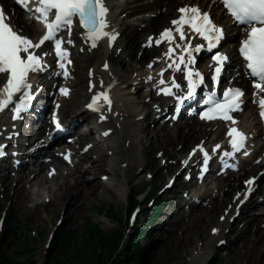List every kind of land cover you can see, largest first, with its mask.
Wrapping results in <instances>:
<instances>
[{"label": "bare ground", "instance_id": "bare-ground-1", "mask_svg": "<svg viewBox=\"0 0 264 264\" xmlns=\"http://www.w3.org/2000/svg\"><path fill=\"white\" fill-rule=\"evenodd\" d=\"M110 6H112V18L111 27L117 30L119 33H123L126 42L120 37L114 44V48L110 49L106 47L104 43L98 45V49L94 50L89 44H83L85 48L84 58H79L80 61L90 63L91 68L85 67L79 76V86L75 89L74 101L78 104V101L85 97V94L81 91V87L84 82V75L88 76L89 80L95 82V88L97 90L107 89L110 91L112 97L111 106H106L105 109L97 116L96 122L103 126L106 139V147H102L100 142H94L90 147V152H95L96 157L83 153L79 162L74 163V166L67 165L65 162H61L60 159L57 163V173L54 176L49 175L51 165L46 173H44V167L47 166L44 161H41L38 167L30 170L29 174L33 175L29 180L24 173H21L15 178L13 186V197L11 199H4L3 212L1 216H5L7 220L11 219L12 214L15 212L19 215V218L23 220L22 224L41 223L44 228H47L49 224H53L55 228H59L62 222L57 220L54 222L52 217L57 214L59 209L64 210L65 218L72 222L74 220H80V218L88 219L87 213L90 210L92 201L96 198L102 200H111L116 202L118 206L122 205L123 200L127 199L131 187L129 183L130 175L134 174L135 168H141L142 163L138 158H135V152L129 148L125 150L119 143H123V136L126 133L128 127H130L129 136L135 142L139 139V132L141 127V120L145 115V104L135 98L137 90H139L140 80L144 75L153 74L150 84H156V90H152L150 93L156 96V100L161 99L160 89L163 87L171 86L173 77L177 79L179 75H174L171 72H167L164 75L165 85L159 83L161 76L160 73L164 67L163 61L165 55H161L157 59H149L150 62L147 66L138 68L136 65L132 71H124L125 68H129L131 65L127 63L126 57L121 56L117 60L114 59V53L119 49V46L127 44L129 55H133V47L138 44V34L136 32V25L148 20L150 28L155 29L162 18L167 14H172L175 11V2L172 0H127L122 3V0H108ZM148 10H155L157 16L155 18L151 16H140L137 21H128L126 17H123V12H128V17L133 16L137 12H145ZM32 27V26H30ZM131 27L132 35L128 37L126 35L127 29ZM82 40V39H81ZM145 42V41H144ZM109 45L110 42H107ZM128 55V54H127ZM158 60H160L158 62ZM105 64L108 68L105 69ZM151 65V67H149ZM140 70H143L142 72ZM148 78V77H146ZM103 81V85H101ZM86 92H91L94 88L87 86ZM78 106V105H77ZM80 115L83 114L82 107L78 109ZM152 114V110L146 112V118ZM106 117L103 122H100V118ZM244 120V117L241 116ZM79 119V117H73ZM242 120V122H243ZM189 124H195L197 122H188ZM174 129V127L172 128ZM177 136L181 129H176ZM148 131V129L146 130ZM220 128H212L211 130L204 132L195 128L193 131H188L187 134L182 135L181 143L198 144L205 140L208 142H220L222 140ZM195 133V134H192ZM36 135V134H34ZM32 135V136H34ZM191 135V137H189ZM90 137V135H89ZM127 157L123 161L122 157ZM131 158L134 163L128 160ZM109 158L112 159L110 165ZM21 169L25 172L29 170L26 165H21ZM109 168V169H108ZM110 171L111 174L107 177L108 180H103L101 176L104 173ZM92 174L93 179L88 176ZM235 176V178H234ZM7 181L10 177H6ZM234 179L233 181L231 179ZM240 178L238 174L231 175L227 182L230 189L227 192H220L209 196V202L206 206L197 208L196 213L190 216L189 222L185 225L180 232H173V236L179 240L178 246H182L186 251V255L177 256L175 263H188L189 264H206L214 258L216 252L220 250V245L225 247L230 246V235L237 227L235 222L241 218V214L248 215L247 211H243L240 217H235L236 210L239 209L237 201L235 199L234 192L232 190L237 189L238 183L236 181ZM119 181V185H114ZM37 190L31 188H37ZM30 187V188H29ZM43 187V189H42ZM143 187L141 182L138 185L136 191H140ZM171 192L170 188L163 190V195ZM264 196V193H260ZM33 199L32 211L36 214L25 215L24 203ZM45 197L49 199L44 200ZM208 200V199H206ZM242 200H246L245 206L250 211L253 205L262 203L258 198L256 201L249 202L247 194L242 196ZM12 201V202H11ZM204 201L197 204L196 207L201 206ZM264 203V200H263ZM167 206L172 207V202H167ZM194 207V208H196ZM10 208V209H9ZM11 211L10 216H7V212ZM192 212V211H191ZM44 213L47 216H44ZM165 216V220L169 219L166 213H162ZM222 216V218H221ZM249 221L240 228V233L232 241L234 245L233 254L235 260L239 261V264H264V221L263 216L256 213L250 214ZM28 218L29 220H26ZM92 219H99V217L92 216ZM72 220V221H71ZM104 223V222H103ZM105 224V223H104ZM106 226V224H105ZM33 229V228H32ZM35 229V227H34ZM53 229V227H52ZM164 225L155 228L154 233L157 231L158 240H161V246L164 241ZM216 230L215 232L213 230ZM24 231H28L25 229ZM23 232V231H21ZM227 238V239H226ZM155 242V243H156ZM155 247L151 249V254L148 257V261H153L155 257ZM100 260V259H99ZM188 261V262H185ZM111 264V263H109Z\"/></svg>", "mask_w": 264, "mask_h": 264}, {"label": "snow or ice", "instance_id": "snow-or-ice-1", "mask_svg": "<svg viewBox=\"0 0 264 264\" xmlns=\"http://www.w3.org/2000/svg\"><path fill=\"white\" fill-rule=\"evenodd\" d=\"M25 6L31 3V0H19ZM38 7L34 9L38 15L36 19L41 22L46 32L43 37L34 42L28 36L20 34L10 22V17H6V13L0 7V76L5 77L6 83L0 88V112H3L10 104H13L14 99L19 95H23L24 99L20 100L19 105L15 107L17 117L21 111L28 107L29 102L33 99L31 94L33 85L30 82V76L33 73H38L45 68L44 57L48 55L42 46L46 42L54 43L55 54L60 60H65L68 56L66 50L62 48V40L58 38V33L67 29L69 34L73 26L79 24L86 30V39L91 41L93 48L98 47L100 41L108 39L114 43L117 39L115 33L108 31V12L109 9L105 0H37ZM224 7L233 17L234 21L248 28L247 36L241 41L239 52L246 61L247 69L250 71L251 77L255 78L254 87L258 89V93H264V0H222ZM31 10V9H29ZM181 16L172 21L174 29H165L161 33L159 39L155 43L159 45L163 41H168L171 44L174 40V31L179 32V39L186 40L184 26H189L193 32L197 33L203 40H206L207 51L212 52L217 48L220 42L224 39V30L218 27L212 20L209 13H203L198 7H183L178 10ZM149 43H152V38H149ZM184 54L178 57V60L173 61L168 65L169 68H174L175 71L184 72V79L187 80V94L180 97L178 101L182 104L185 100L195 95L199 85L204 84V75L196 70L192 65L196 63V58L193 52H201L204 49L203 44H198L195 47L191 43L187 46L177 44ZM174 48L169 47L166 56L171 59ZM212 60L216 62L215 75L212 77L214 81H218L221 70L228 57L217 51L212 55ZM71 63V61H68ZM181 65L184 67L181 68ZM60 68L64 69V76H68V71L64 63H60ZM108 65L105 64V69ZM151 67V65H149ZM164 72L160 73L163 77ZM151 79V77L149 78ZM159 83L165 85V80L160 79ZM103 85V81H101ZM173 88L179 90L181 85L176 83L173 77L170 87H163L160 92L163 95H175ZM61 93L68 94V89L62 88ZM245 93L239 88H229L223 92V99L218 100L215 95H210L205 103L211 107L201 114V119H223L231 120L233 124L238 123L231 113L241 111L242 97ZM104 100L111 105V99L107 93L101 92L97 95L90 108L96 110L97 102ZM261 115L264 116V98L259 100ZM59 108V105H57ZM56 127L59 128V120L55 121ZM228 136L231 138L230 143L232 148L239 151L244 147L246 135L236 127H232L228 131ZM217 148L220 146L217 145ZM204 154V164L207 165L211 158L209 153L201 146L199 148ZM3 153H0L2 155ZM192 155H195V150ZM225 156L231 155L224 153ZM65 159H68L66 156ZM187 164V161H184ZM249 185L254 184V180L248 181ZM251 191V188H249ZM216 231L215 229L213 230Z\"/></svg>", "mask_w": 264, "mask_h": 264}, {"label": "rangeland", "instance_id": "rangeland-1", "mask_svg": "<svg viewBox=\"0 0 264 264\" xmlns=\"http://www.w3.org/2000/svg\"><path fill=\"white\" fill-rule=\"evenodd\" d=\"M85 81L86 80H84V82ZM138 100H140V98H138ZM157 187L160 189L159 186ZM98 200L99 199H95L90 206L91 208L87 213L88 219L82 217L80 220H71L72 222H69L65 218L64 210L60 208L57 214L52 216L55 223L62 217L63 221L58 229L55 228L53 224H49L47 228H44L41 223H35L33 225L27 222V224H22L23 220L14 212L11 219L14 218L18 224L14 229L16 233L12 230L13 228H11V219L9 220V222L11 221L10 224L8 223L6 225L7 228L0 230V255L2 257L0 259V264H98L99 255L97 253V245L90 231L93 225L91 221L92 216L94 214L100 216L99 222L106 232L128 228L124 226L123 223L127 210L126 203H124L122 207H119L116 202L110 200L103 201L102 208L107 209L112 203L118 215V220L116 218L110 220L104 217L101 210L99 214L96 213L94 207ZM163 210L166 211L167 208L163 206L158 214L161 215V211ZM152 212L153 210L149 209V213ZM169 212L168 210V213ZM28 214L30 215L31 213ZM168 217L169 219L167 220H171L169 223L175 222L178 219L176 217ZM164 218L165 216L163 215L160 219L163 220ZM184 220L186 221L187 217ZM242 221L246 220L244 219ZM103 222H106L108 225L105 226ZM157 222L158 221L150 223V225H154ZM152 228L155 227L153 226ZM182 228L183 225L178 222L174 228L175 233L181 231ZM25 229L28 231H24ZM158 234L159 232L157 231L155 233L152 231L146 233L143 239V244H147L146 251L144 257L140 261L125 254L124 256L120 255L119 259L122 262L121 264H178L175 263L177 256H179V254L186 255V251L182 246L177 245L179 240L173 237L172 229H170L169 226L165 228V233H163V240L165 241L162 246L160 245L161 240L156 242L159 238ZM153 247L156 249L154 252V260L148 261ZM128 251H131V249L128 248L127 252ZM107 253L108 249H104V256H106ZM179 264H189V262ZM221 264H239V261L235 260V256L232 254L229 259Z\"/></svg>", "mask_w": 264, "mask_h": 264}]
</instances>
